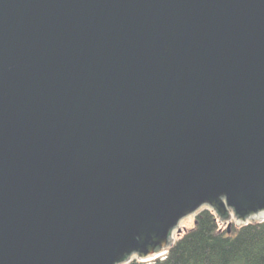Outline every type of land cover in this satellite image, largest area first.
Here are the masks:
<instances>
[{"label": "water", "instance_id": "1", "mask_svg": "<svg viewBox=\"0 0 264 264\" xmlns=\"http://www.w3.org/2000/svg\"><path fill=\"white\" fill-rule=\"evenodd\" d=\"M204 208L264 220V0H0V264L149 261Z\"/></svg>", "mask_w": 264, "mask_h": 264}, {"label": "trees", "instance_id": "2", "mask_svg": "<svg viewBox=\"0 0 264 264\" xmlns=\"http://www.w3.org/2000/svg\"><path fill=\"white\" fill-rule=\"evenodd\" d=\"M226 228L212 210L201 209L164 256L126 264H264V220L241 226L232 221Z\"/></svg>", "mask_w": 264, "mask_h": 264}, {"label": "rangeland", "instance_id": "3", "mask_svg": "<svg viewBox=\"0 0 264 264\" xmlns=\"http://www.w3.org/2000/svg\"><path fill=\"white\" fill-rule=\"evenodd\" d=\"M234 221V219H232ZM194 224V215L184 218V220L181 221L180 226L183 229L191 228ZM177 235H175L176 237Z\"/></svg>", "mask_w": 264, "mask_h": 264}]
</instances>
